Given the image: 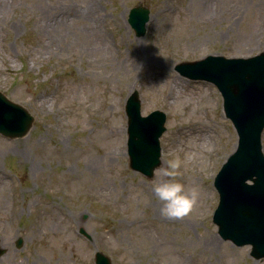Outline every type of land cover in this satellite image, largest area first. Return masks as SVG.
<instances>
[{
	"label": "rangeland",
	"instance_id": "obj_1",
	"mask_svg": "<svg viewBox=\"0 0 264 264\" xmlns=\"http://www.w3.org/2000/svg\"><path fill=\"white\" fill-rule=\"evenodd\" d=\"M137 5L150 9L143 35L129 21ZM261 52L264 0H0V90L34 116L25 136L0 134V264H96L97 252L112 264H264L213 222L214 179L238 139L223 97L176 69ZM135 90L142 115H167L152 177L129 165ZM177 159L176 179L200 197L170 219L152 185Z\"/></svg>",
	"mask_w": 264,
	"mask_h": 264
},
{
	"label": "water",
	"instance_id": "obj_2",
	"mask_svg": "<svg viewBox=\"0 0 264 264\" xmlns=\"http://www.w3.org/2000/svg\"><path fill=\"white\" fill-rule=\"evenodd\" d=\"M149 17L147 7L137 5L131 9L129 21L137 35L145 33ZM176 69L189 78L211 81L222 92L224 109L236 128L238 143L215 178L220 202L213 219L224 239L237 245L252 244L251 254L264 259V52L250 57L208 55L179 63ZM125 109L130 166L152 177L161 162L160 137L166 130V113L156 109L142 115L138 91L129 97ZM33 122L34 116L26 107L0 90L1 134L23 137ZM22 244L19 237L17 246ZM5 252L0 245V256ZM96 264L112 263L108 256L97 252Z\"/></svg>",
	"mask_w": 264,
	"mask_h": 264
},
{
	"label": "clouds",
	"instance_id": "obj_3",
	"mask_svg": "<svg viewBox=\"0 0 264 264\" xmlns=\"http://www.w3.org/2000/svg\"><path fill=\"white\" fill-rule=\"evenodd\" d=\"M180 161L177 159L159 172L160 180L154 181L152 193L162 204L161 215L165 218H182L198 202L200 189L179 182L176 177Z\"/></svg>",
	"mask_w": 264,
	"mask_h": 264
},
{
	"label": "bare ground",
	"instance_id": "obj_4",
	"mask_svg": "<svg viewBox=\"0 0 264 264\" xmlns=\"http://www.w3.org/2000/svg\"><path fill=\"white\" fill-rule=\"evenodd\" d=\"M208 3L207 2H202L201 3V5H207ZM68 12H66V13H64V14H62L63 16H65L66 14H67ZM80 13H85L83 10L80 12ZM62 20H64L63 18H62ZM170 26H171V23L170 24H168L167 25V28L169 29L170 28ZM161 32H166V30L165 29H163L162 28V31ZM164 35H166V34H164ZM170 76V78H172V84L170 85V87L172 88V89H170L169 91H173L174 92V90L176 89V85L175 84H177L176 83V80L178 79V77H176V76H171V75H169ZM136 91V90H135ZM134 91V92H135ZM170 94H172V93H170ZM169 94V95H170ZM193 132H196V130H193ZM187 133V132H186ZM188 134V133H187ZM187 136H189V134L187 135ZM209 237H210V239H209V244L208 245H211V246H216L217 245V243H218V239L216 238V236H214L213 234H209ZM225 247L226 248H229V246L228 245H225Z\"/></svg>",
	"mask_w": 264,
	"mask_h": 264
}]
</instances>
